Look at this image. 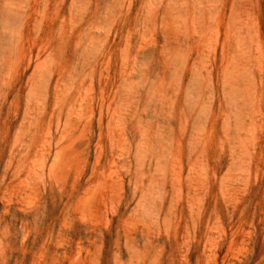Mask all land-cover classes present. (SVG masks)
<instances>
[{"label": "rangeland", "instance_id": "374dc122", "mask_svg": "<svg viewBox=\"0 0 264 264\" xmlns=\"http://www.w3.org/2000/svg\"><path fill=\"white\" fill-rule=\"evenodd\" d=\"M263 118L264 0H0V264H264Z\"/></svg>", "mask_w": 264, "mask_h": 264}, {"label": "bare ground", "instance_id": "6f19581e", "mask_svg": "<svg viewBox=\"0 0 264 264\" xmlns=\"http://www.w3.org/2000/svg\"><path fill=\"white\" fill-rule=\"evenodd\" d=\"M228 1H229V0H228ZM89 3H90V2L88 1V4H89ZM128 3H129V2H128ZM230 3H231V2H230ZM102 4H103V3H102ZM103 5H104V4H103ZM127 5H128V4H127ZM127 5H126V6H127ZM253 6H254V5H253ZM93 7H94V4H93ZM58 8H59V7H58ZM87 8H88V6H87ZM90 8H91V7H90ZM95 10H96V9H95ZM63 12H64V10H63ZM89 12H90V11H89ZM46 13H48V12H46ZM256 14H257V13H256ZM88 15H89V13H88ZM46 16H47V14H46ZM54 17H55V16H54ZM60 17H61V16H60ZM254 17H255V16H254ZM43 18H44V16H43ZM53 19H54V18H53ZM68 19H69V18H68ZM86 19L88 20V18H86ZM170 19H172V18H170ZM174 19H175V18H174ZM252 19H253V17H252ZM45 20H46V19H45ZM51 20H52V19H51ZM55 20H56V19H55ZM70 20H71V19H70ZM70 20H69V21H70ZM72 20H73V19H72ZM87 20H86V21H87ZM103 20H104V19H103ZM57 21H58V20H57ZM99 21H100V20H99ZM99 21H98V22H99ZM61 22H62V20H61ZM88 22H89V21H88ZM110 22H111V20H110ZM255 22H256V21H255ZM84 23H85V22H84ZM104 23L106 24V21H105ZM104 23H103V24H104ZM107 23H109V22H107ZM254 24H255V23H254ZM257 24H258V23H257ZM43 25H44V24H43ZM45 25H46V24H45ZM52 25H53V24H52ZM52 25H50V26L52 27ZM70 25H71V24H70ZM84 25H85V24H84ZM100 25H101V24H100ZM100 25H98V26L100 27ZM50 26H49V27H50ZM58 26H59V25H58ZM60 26H61V25H60ZM257 26H258V25H257ZM104 27H105V25H104ZM108 27H110V26H108ZM108 27H107V28H108ZM126 27H127V26H126ZM255 27H256V26H255ZM259 27H260V26H259ZM47 28H48V27H47ZM217 28H218V27H217ZM257 28H258V27H257ZM51 29H52V28H51ZM59 29H60V28H59ZM94 29H95V28H94ZM258 29H259V28H258ZM56 30H57V29H56ZM62 30H63V29H62ZM77 30H78V29H77ZM126 30H127V29H126ZM226 30H227V26H226ZM58 31H59V30H58ZM70 31H71V30H70ZM217 31L219 32V28H218ZM47 32H48V31H47ZM96 32H97V31H96ZM226 32H227V31H226ZM50 33H52L51 30H50ZM98 33H99V32H98ZM105 33H107V32H105ZM42 34H43V33H42ZM48 34H49V33H48ZM121 34H122V33H121ZM124 34H125V33H124ZM216 34H217V33H216ZM227 34H228V33H227ZM256 34H257V31H256ZM86 35H87V34H86ZM93 35H94V34H93ZM114 35H115V34H114ZM125 35H126V34H125ZM50 36H51V35H50ZM95 36H96V35H95ZM104 36H105V34H104ZM144 36H145V35H144ZM84 37H85V35H84ZM93 37H94V36H93ZM123 37H124V36H123ZM125 37H126V36H125ZM214 37H215V34H214ZM218 37H219V36L216 35V38H218ZM225 37H226V36H225ZM225 37H224V38H225ZM90 38H91V37H90ZM97 38H98V37H97ZM97 38H96V39H97ZM103 38H104V37H103ZM137 38H138V37H137ZM147 38H148V37H147ZM258 38H259V37H258ZM118 39H119V38H118ZM112 40H114V39H112ZM124 40H125V38H124ZM136 40H137V39H136ZM139 40H140V39H139ZM139 40H138V41H139ZM82 41H84V40H81V42H82ZM42 42H43V41H42ZM74 42H75V41H74ZM81 42H80V43H81ZM214 42H215V40H214ZM219 42H220V41H219ZM44 43H45V42H44ZM105 43H106V42H105ZM105 43H104V44H105ZM123 43H125V42H123ZM90 44H91V43H90ZM94 44H95V43H94ZM94 44H93V45H94ZM112 44H113V43H112ZM121 44H122V43H121ZM125 44H126V43H125ZM213 44H214V48H215V43H213ZM257 44H258V43H257ZM88 45H89V43H88ZM93 45H92V46H93ZM95 45H96V44H95ZM139 45H140V44H139ZM89 46H91V45H89ZM102 46H103V45H102ZM212 46H213V45H212ZM85 47H86V46H85ZM85 47H84V49H85ZM136 47H137V46H136ZM220 47L222 48V46H220ZM92 48H94V47H92ZM123 48H125V47H123ZM138 48H139V47H138ZM258 48H259V47H258ZM262 48H263V47H262ZM88 49H89V48H88ZM96 49H97V48H96ZM136 51H137V50H136ZM84 52H85V51H84ZM84 52H82V53L84 54ZM213 52H214V54H215V51H213ZM89 53H90V49H89ZM119 53H120V52H119ZM51 54H53V53H51ZM87 54H88V53H87ZM92 54H93V53H92ZM94 54H96V53H94ZM211 54H212V53H211ZM79 55H80V54H79ZM134 55H135V53H134ZM206 55H207V53H206ZM96 56H97V54H96ZM96 56H95V58H96ZM81 57H82V56H81ZM218 57H219V56H218ZM36 58H37V57H36ZM36 58H35V59H36ZM83 58H84V57H83ZM83 58H82V59H83ZM85 58H86V55H85ZM95 58H94V59H95ZM80 59H81V58H80ZM80 59H79V61H80ZM90 59H91V58H90ZM92 59H93V57H92ZM84 60H85V59H84ZM84 60H83V61H84ZM83 61H82V62H83ZM86 61H87V60H86ZM100 61H101V60H100ZM109 61H110V60H109ZM121 61H122V60H121ZM90 62H91V61H90ZM107 62H108V61H107ZM133 62H134V61H133ZM256 62H257V60H256ZM76 63H77V62H76ZM86 63H87V62H86ZM259 63H260V61H259ZM36 64H37V63H36ZM84 64H85V63L83 62V64H82L83 66L81 65L82 68H83L84 66L87 68V66H86L87 64H86V65H84ZM100 64H101V63H100ZM65 66H67V65L65 64ZM100 66H101V65H100ZM261 66H262V65H261ZM37 67H38V66H37ZM77 68H78V66H77ZM82 68H81V69H82ZM256 68H257V67H256ZM260 68H261V67H260ZM74 69H75V68H74ZM74 69H73V70H74ZM84 69H85V68H84ZM141 69H142V68H141ZM69 70H70V67H69ZM98 70H99V69H98ZM261 70H262V69H261ZM120 71H121V70H120ZM74 72H75V70H74ZM91 72H92V71H91ZM99 73H100V72H99ZM121 73H122V72H121ZM143 73H144V72H143ZM89 74H91V73L89 72ZM89 74H88V75H89ZM127 74H128V73H127ZM214 75H215V74H214ZM251 75L253 76V74H251ZM261 75H262V74H261ZM36 76H37V75H36ZM67 76H68V75H67ZM119 76H120V75H119ZM258 76H259V75H258ZM74 77H75V76H74ZM104 77H105V76H104ZM162 78H163V77H162ZM251 78H254V77H251ZM250 80H251V79H250ZM103 81H104V80H103ZM252 81H253V80H252ZM98 82H99V81H98ZM244 82H245V81H244ZM249 82H250V81H249ZM91 83H92V82H91ZM250 84H251V83H249V85H250ZM172 85H174V84H172ZM244 85H246V84H244ZM254 85H255V83H254ZM254 85H253V86H254ZM98 86H99V85H98ZM169 86H170V85H169ZM242 86H243V85H242ZM171 87H173V86H171ZM249 87H250V86H249ZM254 87H255V86H254ZM84 88H85V87H84ZM165 88H166V87H165ZM240 88H241V87H240ZM251 88H252V87H251ZM75 89H76V88H75ZM161 89H162V88H161ZM174 89H175V88H174ZM242 89H243V88H242ZM165 90H166V89H165ZM171 90H172V89H170L169 91H171ZM177 90H178V89H177ZM178 91H179V90H178ZM236 91H238V90L236 89ZM246 91H247V90H246ZM74 92H75V91H74ZM110 92H111V91H110ZM166 92H167V91H166ZM234 92H235V91H234ZM84 93H85V92H84ZM86 93H87V92H86ZM167 93H169V92H167ZM167 93H165V94H167ZM172 93H173V92H172ZM177 93H178V92H177ZM240 93H241V92H240ZM252 93H253V92H252ZM71 94H72V93H71ZM89 94H90V93H89ZM99 94H100V93H99ZM106 94H107V93H106ZM113 94H114V93H113ZM120 94H121V93H120ZM180 94H181V93H180ZM242 94H243V93H242ZM244 94H245V93H244ZM145 95H146V94H145ZM255 95H256V94H255ZM36 96H37V95H36ZM106 96H107V95H106ZM176 96H177V95H176ZM238 96H239V94H238ZM246 96H247V95H246ZM249 96H250V95H249ZM108 97H109V96H108ZM111 98H112V97H111ZM169 98H172V97H170V95H169ZM178 98H179V97H178ZM70 99H71V97H70ZM79 99H81V98H79ZM108 99H109V98H108ZM164 99H165V97H164ZM164 99H163V100H164ZM181 99H182V97H181ZM146 100H147V99H146ZM169 100H170V99H169ZM172 100L177 101V100H175V99H172ZM255 100H256V99H255ZM71 101H72V100H71ZM106 101H107V100H106ZM111 101H112V100H111ZM183 101H184V99H183ZM96 102H97V101H96ZM157 102H158V101H157ZM72 103H74V102H72ZM97 103H98V102H97ZM163 103H164V101H163ZM165 103H166V102H165ZM70 104H71V103H69V106H70ZM104 104H105V103H104ZM107 104H108V103H107ZM160 104H161V103H160ZM183 104H184V103H183ZM114 105H115V104H114ZM175 105H176V103H175ZM258 105H259V104H258ZM69 106H68V107H69ZM86 106H88V105H86ZM106 106H107V105H106ZM163 106H164V105H163ZM95 107H96V106H95ZM143 107H144V106H143ZM77 108H78V107H77ZM170 108H171V107H170ZM257 108H258V106H257ZM105 109H106V108H105ZM109 109H110V108H109ZM109 109H108V110H109ZM142 109H143V108H142ZM163 109H164V108H163ZM163 109H162V110H163ZM259 109H260V106H259ZM136 110H137V108H136ZM136 110H135V111H136ZM171 110H172V109H171ZM171 110H170V111H171ZM184 110H185V108H184ZM109 111H110V110H109ZM109 111H108V113H109ZM119 111H121V110H118V112H119ZM124 111H125V110H124ZM142 111H143V110H142ZM173 111H174V110H173ZM254 111H255V110H254ZM111 112H112V111H111ZM143 112H144V111H143ZM120 113H121V112H120ZM163 113H164V112H163ZM186 113H187V112H186ZM47 114H48V113H47ZM49 114H50V113H49ZM105 114H106V113H105ZM125 114H126V112H125ZM138 114H139V113H138ZM143 114H144V113H143ZM157 114H158V113H157ZM194 114H195V113H194ZM254 115H255V114H254ZM45 116H46V115H45ZM98 116H99V115H98ZM98 116H97V117H98ZM126 116H127V115H126ZM158 116H159V115H158ZM162 116H163V114H162ZM167 116H169V115H167ZM167 116H166V117H167ZM193 116H194V115H193ZM193 116H192V117H193ZM252 116H253V114H252ZM252 116H251V117H252ZM48 117H49V116H48ZM104 117H105V119H106V116H104ZM131 117H133V114H132ZM155 117H156V116H155ZM163 117H164V116H163ZM169 117H170V116H169ZM253 117H254V116H253ZM98 118H99V117H98ZM109 118H110V116H109ZM161 118H162V117H161ZM172 118H173V116H172ZM172 118H171V119H172ZM256 118H258V117H256ZM43 119H44V118H43ZM96 119H97V118H96ZM132 119H134V118H131V119H130V117H129V120H132ZM156 119H157V117H156ZM166 119H167V118H166ZM174 119H175V118H174ZM252 119H253V118H252ZM263 119H264V118H263ZM97 120H98V119H97ZM179 120H180V119H179ZM100 121H101V120H100ZM105 121H106V120H105ZM190 121H191V120H190ZM251 121H252V120H251ZM256 121H257V120H256ZM74 122H75V121H74ZM90 122H91V121H90ZM101 122H102V121H101ZM106 122H107V121H106ZM136 122H137V121H136ZM175 122H176V121H175ZM175 122H174V123H175ZM260 122H261V121H260ZM260 122H259V123H260ZM122 123H123V121H122ZM128 123H129V122H128ZM146 123H147V122H146ZM167 123H169V122H167ZM177 123H178V122H177ZM177 123H176V124H177ZM189 123H190V122H189ZM191 123H192V122H191ZM212 123H213V122H212ZM156 124H157V123H156ZM156 124H155V127H154V128L157 129ZM169 124H170V123H169ZM96 125H97V123H96ZM135 125H137V124H135ZM141 125H142V124H141ZM147 125H149V124H147ZM257 125H258V124H257ZM41 126H42V125H40V127H41ZM62 126H63V125H62ZM97 126H98V125H97ZM114 126H115V125H114ZM166 126H167V125H166ZM90 127H91V124H90ZM147 127H148V126H147ZM152 127H153V126H152ZM213 127H214V126H213ZM162 128H163V127H162ZM148 129H149V128H148ZM150 129H151V128H150ZM159 129H160V128H159ZM170 129H171V127H170ZM170 129L167 130V133L170 132ZM180 129H183V127L180 128ZM214 129H215V128H214ZM88 130H89V129H87V131H88ZM116 130H117V129H116ZM153 130H154V129H153ZM153 130H152V131H153ZM187 130H188V129H187ZM187 130H186V131H187ZM211 130H212V129H211ZM83 131H84V130H83ZM98 132H99V131H98ZM127 132H128V130H127ZM148 132H149V131H148ZM162 132H163V131H162ZM164 132H165V131H164ZM174 132H175V131H174ZM184 132H185V131H184ZM184 132H183V133H184ZM188 132H189V131H188ZM209 132H210V130H209ZM106 133H107V132H106ZM106 133H105V134H106ZM149 133H150V132H149ZM149 133H148V134H149ZM186 133H187V132H186ZM186 133H185V134H186ZM88 134H89V133H88ZM93 134H94V133H93ZM127 134H128V133H127ZM146 134H147V133H146ZM170 134H172V133H170ZM174 134H175V133H174ZM176 134H177V133H176ZM179 134L181 135L182 133H179ZM190 134H191V133H190ZM190 134H189V135H190ZM60 135H61V133H60ZM163 135H164V134H163ZM214 135H215V134H214ZM78 136H80V135H78ZM106 136H107V135H106ZM122 136H123V135H122ZM128 136H129V135H128ZM130 136H131V134H130ZM130 136H129V137H130ZM149 136H152V135H149ZM149 136H148V137H149ZM174 136H175V135H174ZM208 136H209V135H208ZM135 137H136V136H135ZM146 137H147V136H145V138H146ZM169 137H171V136L169 135ZM183 137H184V135H183ZM206 137H207V136H206ZM217 137H218V135H217ZM68 138H69V137H68ZM92 138H93V137H92ZM95 138H96V137H95ZM125 138H126V137H125ZM133 138H134V137H133ZM150 138H151V137H150ZM150 138H148V139H150ZM172 138H173V137H171V139H172ZM188 138H189V137H188ZM207 138H208V137H207ZM58 139H59V138H58ZM161 139H162V138H161ZM165 139H166V138H165ZM165 139H163V140H165ZM176 139H177V137H176ZM204 139H206V138H204ZM258 139H260V138H258ZM85 140H87V139H85ZM130 140L133 141L132 138H131ZM146 140H147V139H146ZM150 140H151V139H150ZM150 140H149V141H150ZM206 140H207V139H206ZM97 141H98V140H97ZM127 141H128V139H127ZM147 141H148V140H147ZM161 141H162V140H161ZM167 141H169V140H167ZM208 141H209V140H208ZM217 141H218V140H217ZM261 141H262V139H261ZM81 142H82V140H81ZM85 142H86V141H85ZM130 142H131V141H130ZM172 142H173V140H172ZM177 142H178V141H177ZM74 143H75V142H74ZM78 143H79V142H78ZM156 143H157V142H156ZM158 143H159V141H158ZM181 143H182V142H181ZM181 143H180V145H181ZM95 144H96V143H95ZM95 144H94V145H95ZM65 145H66V144H65ZM65 145H63V148H64ZM70 145H71V144H70ZM125 145H126V144H125ZM147 145H149V144L147 143ZM178 145H179V144H178ZM193 145H194V144H193ZM206 145H207V144H206ZM216 145H217V144H216ZM222 145H223V144H222ZM245 145H246V144H245ZM245 145H244V146H245ZM250 145H251V144H250ZM72 146H73V144H72ZM72 146H71V147H72ZM76 146H77V148H78V145H76ZM84 146H86V145L84 144ZM119 146H120V144H119ZM119 146H118V147H119ZM128 146L130 147V143H129ZM204 146H205V145H204ZM244 146H243V147H244ZM247 146H248V145H247ZM252 146H253V145H252ZM256 146L258 147V144H257ZM60 147H61V146H60ZM60 147H59V149H60ZM68 147L70 148V146H68ZM123 147H125V146L123 145ZM153 147H154V146H153ZM182 147H183V146H182ZM225 147H226V146H225ZM249 147H250V146H249ZM95 148H96V147H95ZM106 148H107V147H106ZM147 148H149V146H147ZM252 148H253V147H252ZM258 148H259V147H258ZM92 149H93V148H92ZM205 149H206V148H205ZM205 149H204V150H205ZM210 149H211V148H210ZM232 149H233V148H232ZM253 149H254V148H253ZM66 150H67V149H66ZM81 150H82V149H81ZM90 150H91V149H90ZM100 150H102L101 147H100ZM116 150H117V149H116ZM130 150H131V148H130ZM150 150H151V149H150ZM184 150H185V148H184ZM204 150H203V151H204ZM213 150H214V149H213ZM213 150H212V151H213ZM233 150H234V149H233ZM245 150H247V149H245ZM245 150H243V151H245ZM94 151H95V149H94ZM125 151H126V150H125ZM195 151H196V149H195ZM206 151L208 152V150H206ZM216 151H217V150H216ZM219 151H220V150H219ZM251 151H252V149H251ZM15 152H16V151H15ZM100 152H101V154H102V151H100ZM128 152H129V151H128ZM128 152H127L126 154H128ZM181 152H182V151H181ZM221 152H222V150H221ZM80 153H81V152H80ZM90 153H91V152H90ZM115 153H116V152H115ZM130 153H132V152L130 151ZM184 153H185V152H184ZM208 153H209V152H208ZM233 153H234V152H233ZM233 153H232V154H233ZM169 154H170V153H169ZM196 154H197V153H196ZM203 154L206 155L207 153H205V151H204ZM254 154H255V153H254ZM254 154H253V155H254ZM79 155H80V154H79ZM82 155H83V154H82ZM86 155H87V154H86ZM116 155H117V154H116ZM118 155H119V154H118ZM170 155H172V154H170ZM180 155H181V154H180ZM182 155H183V154H182ZM182 155H181V156H182ZM199 155H200V153H199ZM199 155H198V156H199ZM205 155H204V156H205ZM92 156H93V155H92ZM175 156H176V155H175ZM198 156H196V157H198ZM209 156H211V155H209ZM76 157H77V156H76ZM84 157H85V156H84ZM84 157H83V158H84ZM126 157H128V155L125 156L124 159H126ZM133 157H134V156H133ZM207 157H208V156H207ZM70 158H71V157H70ZM119 158H120V156H119ZM121 158H122V157H121ZM128 158H129V157H128ZM130 158H131V157H130ZM130 158L128 159V161H130ZM57 159H58V158H57ZM71 159H72V158H71ZM113 159H114V158H113ZM113 159H112V160H113ZM178 159H179V158H178ZM197 159H198V158H197ZM74 160H76V159H74ZM87 160H88V156H87ZM112 160H111V161H112ZM235 160H237V159H235ZM79 161H80V160H79ZM82 161H83V160H82ZM85 161H86V160H85ZM95 161H96V160H95ZM124 161H125V160H124ZM128 161H127V162H128ZM210 161H212V160H210ZM76 162H77V161H76ZM76 162H75V163H76ZM120 162H121V161H120ZM120 162H119V163H120ZM127 162H125V164H123V165L128 164ZM173 162H174V160H173ZM175 162H176V161H175ZM181 162H182V163L179 164V166L182 167V164H183L184 162H183V161H181ZM205 162H206V161H205ZM212 162H213V161H212ZM215 162H216V161H215ZM65 163H66V162H65ZM131 163H132V162H131ZM191 163H192V162H191ZM207 163H208V162H207ZM210 163H211V162H210ZM42 164H43V163H42ZM42 164H41V165H42ZM66 164H67V163H66ZM72 164H73V162H72ZM107 164H108V162H107ZM174 164H177V163H174ZM35 165H36V164H35ZM41 165H40V166L38 165V166L41 167ZM74 165H75V164H74ZM78 165H79V163H78ZM82 165H83V164H82ZM90 165H91V164H90ZM192 165H193V164H192ZM206 165H207V164H206ZM208 165H209V164H208ZM54 166H55V165H54ZM62 166H64V165H62ZM92 166H93V165H92ZM108 166H109V165H108ZM118 166L120 167L119 164H118ZM129 166H130V163H129ZM194 166H196V165H194ZM223 166H224V165H223ZM47 167H48V166H47ZM73 167H74V166H73ZM97 167H98V166H97ZM102 167H103V166H102ZM104 167H105V166H104ZM121 167L123 168V166H121ZM124 167H125V166H124ZM127 167H128V166H127ZM173 167L175 168V166H173ZM181 167H180V168H181ZM220 167H221V166H220ZM33 168H34V167H33ZM44 168H45V167H44ZM128 168H130V167H128ZM178 168H179V167H178ZM180 168H179V169H180ZM182 168H183V167H182ZM193 168H194V167H193ZM204 168H205V167H204ZM211 168H212V167H211ZM218 168H219V167H218ZM36 169H37V168H36ZM47 169H48V168H47ZM79 169H82V168H79ZM89 169H90V168H89ZM91 169H92V168H91ZM94 169H95V168H94ZM183 169H184V168H183ZM220 169H221V168H220ZM220 169H219V170H220ZM38 170H39V169H38ZM45 170H46V168L44 169V171H45ZM50 170H51L50 173H52L53 167H51ZM57 170H58V169H57ZM57 170H56V171H57ZM77 170H78V169H77ZM105 170H106V169H105ZM111 170H112V169H111ZM173 170H174V169H173ZM194 170H195V169H194ZM44 171H43L42 173H44ZM72 171H73V170H72ZM79 171H80V170H79ZM82 171H83V170H82ZM88 171H89V170H88ZM199 171H200V170H199ZM39 172H40V171H39ZM57 172H58V171H57ZM102 172H103V171H102ZM110 172H111V171H110ZM175 172H176V171H175ZM175 172H174V173H175ZM177 172H178V174H179L180 171H177ZM181 172H182V171H181ZM24 173H25V171H24ZM54 173L56 174V172H54ZM80 173H82V175H83V172L80 171ZM98 173H99V171H98ZM108 173H109V172H108ZM201 173H202V172H201ZM217 173H218V172H217ZM25 174H26V173H25ZM58 174H59V173H58ZM70 174H71V172H70ZM77 174H79V173H77ZM125 174H126V173H125ZM143 174H144V173H143ZM172 174H173V173H172ZM176 174H177V173H176ZM205 174H206V173H205ZM22 175H24V174H22ZM46 175H47V174H46ZM72 175H73V172H72L71 176H72ZM82 175H81V176H82ZM90 175H91V174H90ZM179 175H180V174H179ZM192 175H193V174H192ZM202 175H204V173H203ZM212 175H213V174H212ZM34 176H35V174H34ZM40 176H41V175H40ZM40 176H39V177H40ZM54 176H56V175H54ZM106 176H108V175H106ZM121 176H122V175H121ZM124 176H125V175H124ZM177 176H178V175H177ZM195 176H196V175H195ZM195 176H193V177H195ZM27 177H29V176H27ZM43 177H44V176H43ZM99 177H102V175L100 174ZM99 177L97 178L98 180L101 179V178H99ZM174 177H175V176H173V178H174ZM179 177H180V176H179ZM200 177H201V176H200ZM211 177H212V176H211ZM47 178H48V177H47ZM81 178H82V177H81ZM88 178L90 179V177H88ZM109 178H110V176H109ZM116 178H117V176H116ZM171 178H172V177H171ZM175 178H176V177H175ZM182 178H183V177H182ZM197 178H198V176H197ZM48 179H49V178H48ZM52 179H53V178H52ZM67 179H68V178H67ZM79 179H80V178H79ZM89 179H88V180H89ZM178 179H179V178H178ZM203 179H204V178H203ZM40 180H41V179H40ZM43 180H44V179H43ZM55 180H56V178H55ZM71 180H72V179H71ZM73 180H74V179H73ZM75 180H77V179H75ZM103 180H104V179H103ZM110 180H111V179H110ZM114 180H115V179H114ZM171 180H172V179H171ZM190 180H191V179H190ZM199 180H200V179H199ZM59 181H60V180H59ZM63 181H64V180H63ZM79 181H80V180H79ZM86 181H87V179H86ZM172 181H173V180H172ZM174 181L176 182V180H174ZM191 181H192V180H191ZM215 181H216V179H215ZM41 182H42V181H41ZM47 182H48V181H47ZM52 182L54 183V179L52 180ZM57 182H58V181H57ZM68 182H69V181H68ZM68 182H67V183H68ZM77 182H78V181H77ZM95 182H96V181H95ZM97 182H99V181H97ZM114 182H115V181H114ZM213 182H214V180H213ZM45 183H46V180H45ZM72 183H73V182H72ZM75 183H76V182H75ZM79 183H80V182H79ZM89 183H92V182H89ZM119 183H120V182H119ZM142 183H143V182H142ZM49 184H50V183H49ZM76 184H77V183H76ZM113 184H114V183H113ZM115 184H116V183H115ZM209 184H210V183H209ZM41 185H42V184H41ZM45 185H46V184H44V186H45ZM53 185H54V184H53ZM53 185H52V186H53ZM66 185H67V184H66ZM68 185H69V184H68ZM99 185H100V184H99ZM104 185H105V183H104ZM119 185H120V184H119ZM173 185H176V184H173ZM178 185H179V184H178ZM182 185H183V184H182ZM198 185H199V184H198ZM198 185H197V186H198ZM44 186H43V187H44ZM57 186H58V184H57ZM71 186H72V185H71ZM80 186H81V185H80ZM91 186H92V185H91ZM108 186H109V185H108ZM141 186H142V185H141ZM200 186H201V185H200ZM15 187H16V186H15ZM49 187H50V186H49ZM62 187H63V186H62ZM64 187H65V186H64ZM69 187H70V186H68V190H69ZM77 187H78V186H77ZM109 187H110V186H109ZM118 187H119V186H118ZM144 187H145V186H144ZM183 187H184V186H183ZM47 188H48V187H47ZM72 188H73V187H72ZM74 188H75V187H74ZM74 188H73V189H74ZM104 188H106V186H105ZM178 188H179V187H178ZM214 188H215V187H214ZM214 188H213V189H214ZM63 189H64V188H63ZM66 189H67V188H66ZM77 189H78V188H77ZM112 189H113V188H112ZM143 189H144V188H143ZM143 189H142V190H143ZM184 189H185V188H184ZM74 190H75V189H74ZM101 190H102V189H101ZM101 190H100V192H101ZM70 191H71V190H70ZM75 191H76V190H75ZM84 191H85V190H84ZM144 191H145V190H144ZM182 191H183V189H182ZM182 191H180L181 194H182ZM62 192H63V191H62ZM208 192H209V191H208ZM208 192H207V193H208ZM209 193H210V192H209ZM74 194H75V193H74ZM71 195H72V193H71ZM91 195H92V194H91ZM106 195H107V194H106ZM142 195H143V194H142ZM142 195H141V196H142ZM211 195H212V192H211ZM180 196H182V195H180ZM205 196H207V195H205ZM147 197H148V196H147ZM216 197H217V196H216ZM80 198H81V197H80ZM191 198H192V197H191ZM211 198H212V197H211ZM211 198H210V199H211ZM101 199H102V198H101ZM146 199H147V198H146ZM142 200H143V199H141V201H142ZM144 200H145V199H144ZM144 200H143V201H144ZM79 201H80V200H79ZM141 201H140V202H141ZM178 201H179V200H178ZM178 201H177V202H178ZM199 201H200V200H199ZM203 201H204V199H203ZM175 202H176V201H175ZM192 202H193V201H192ZM208 202H209V199H208ZM210 202H211V201H210ZM75 203H76V202H75ZM193 203H194V202H193ZM199 203L201 204V201H200ZM204 203H205V201H204ZM204 203H203V204H204ZM36 204H37V203H36ZM82 204H83V202H82ZM183 204H184V203H183ZM201 205H202V204H201ZM204 205H205V204H204ZM82 206H83V205H82ZM177 206H178V204H177ZM205 206H206V205H205ZM198 208H199V207H198ZM201 208H202V206H201ZM160 209H161V207H160ZM173 209H174V208H173ZM175 209H176V208H175ZM203 209H204V208H203ZM176 210H177V209H176ZM183 210H184V209H183ZM198 210H200V209H198ZM82 211H83V210H82ZM162 211H163V210H162ZM173 211H174V210H173ZM191 211H192V210H191ZM174 212H175V211H174ZM192 212H193V211H192ZM200 212H201V211H200ZM172 213H173V212H172ZM186 213H187V212H186ZM194 213H195V212H194ZM203 213H205V212H203ZM206 213H208V212H206ZM178 214H179V211H178ZM184 214H185V213H184ZM192 214H193V213H192ZM197 214H198V213H197ZM186 215H189V214H186ZM198 215H199V214H198ZM200 215H201V214H200ZM202 215H203V214H202ZM156 216H158V215H156ZM175 216H177V215H175ZM182 216H183V215H182ZM212 216H213V214H212ZM80 217H81V216H80ZM159 217H160V216H159ZM185 217H186V216H185ZM190 217H191V216H190ZM193 217H195V216H193ZM200 217H202V216H200ZM124 218H125V217H124ZM154 218H155V217H154ZM164 218L166 219L167 217L164 216ZM182 218H183V217H182ZM186 218H187V217H186ZM191 218H192V217H191ZM198 218H199V217H198ZM162 219H163V218H162ZM167 219H169V218H167ZM171 219H172V217H171ZM176 219H177V217H176ZM196 219H197V218H196ZM196 219H195V220H196ZM156 220H157V219H156ZM159 220H160V219H159ZM183 220H185V218H183ZM188 220H189V219H188ZM195 220H194V221H195ZM122 221H123V220H122ZM172 221H173V220H172ZM185 221H186V220H185ZM192 221H193V219H192ZM213 221H214V220H213ZM254 221H255V220H254ZM262 221H263V220H262ZM165 222H166V220H165ZM214 222H215V221H214ZM159 223H160V221H159ZM184 223H185V222H184ZM186 223H187V222H186ZM188 223H189V222H188ZM198 223H199V222H198ZM163 224H164V223H162V227H163ZM170 224H172V223H170ZM177 224H178V223H177ZM192 224H193V223H192ZM167 225H169V224H167ZM178 225H179V224H178ZM211 225H212V224H211ZM119 226H120V225H119ZM190 226H191V225H190ZM128 227H129V226H128ZM162 227H161V228H162ZM164 227H165V226H164ZM178 227H179V226H178ZM180 227H181V226H180ZM192 227H193V225H192ZM198 227H199V226H198ZM199 228H200V227H199ZM199 228H198V229H199ZM205 228H206V227H205ZM251 228H252V227H251ZM157 229H158V228H157ZM157 229H156V230H157ZM162 229H163V228H162ZM169 229H170L169 226H167V232H169ZM175 229H176V228H175ZM184 229H185V228H184ZM187 229H188V227H187ZM187 229H186V230H187ZM239 229H240V228H239ZM241 229L243 230V228H241ZM252 229H253V228H252ZM170 230H171V229H170ZM193 230H194V228H193ZM210 230H211V229H210ZM164 231H165V230H164ZM180 231H181V230H180ZM187 231H188V230H187ZM253 231H255V230H253ZM162 232H163V230H162ZM183 232H185V231H183ZM197 232H198V231H197ZM201 232H202V231H201ZM230 232H231V231H230ZM169 233H170V232H169ZM173 233H174V232H173ZM179 233H180V232H179ZM190 233L192 234V231H191ZM215 233H216V232H215ZM218 233H220V232H218ZM254 233H255V232H254ZM185 234H186V233H185ZM185 234H184V237H185ZM200 234H201V233H200ZM212 234H213V232H212ZM216 234H217V233H216ZM216 234H215V235H216ZM235 234H236V233H235ZM257 234H258V232H257ZM174 235H176V234H174ZM181 235H182V234H181ZM194 235H195V234H194ZM194 235H193V236H194ZM210 235H211V234H210ZM215 235H214V236H215ZM220 235H221V234H220ZM224 235H225V234H224ZM243 235H244V234H243ZM156 236H157V235H156ZM164 236H165V235H164ZM177 236H178V234H177ZM198 236H199V235H198ZM254 236H255V234H254ZM184 237H183V238H184ZM186 237H187V236H186ZM195 237H196V236H195ZM225 237H226V236H225ZM241 237H242V236H241ZM156 238H157V237H156ZM188 238H189V237H188ZM193 238H194V237H193ZM232 238H234V237H232ZM245 238H246V237H245ZM170 239H171V238H170ZM180 239H181V237H180ZM184 239H185V238H184ZM184 239H183V240H184ZM196 239H197V238H196ZM219 239H220V238H219ZM219 239H218V240H219ZM257 239H258V237H257ZM102 240H103V239H102ZM162 240H163V239H162ZM177 240H178V239H177ZM177 240H176V241H177ZM218 240H217V241H218ZM255 240H256V239H255ZM160 241H161V240H160ZM169 241H170V240H169ZM173 241H174V240H173ZM178 241H179V240H178ZM258 241H259V240H258ZM258 241H257V242H258ZM44 242H45V241H44ZM162 242H163V241H162ZM192 242H193V239H192ZM214 242H215V241H214ZM235 242H236V241H235ZM241 242H242V241H241ZM176 243H177V242H176ZM231 243H232V242H231ZM242 243H243V242H242ZM258 243H259V242H258ZM221 244H222V243H221ZM227 244H228V243H227ZM238 244H239V243H238ZM163 245H164V244H163ZM170 245H171V244H170ZM173 245H174V244H173ZM178 245H179V243H178ZM210 245H211V244H210ZM222 245H223V244H222ZM231 245H232V244H231ZM256 245H257V244H256ZM176 246H177V244H176ZM188 246H193V245H187V249H188ZM203 246H204V245H203ZM10 248H11V246H10ZM165 248H166V246H165ZM170 248H171V246H170ZM173 248H174V246H173ZM181 248H182V246H181ZM231 248H232V246H231ZM149 249H150V245H149ZM149 249H148V250H149ZM151 249H152V248H151ZM154 249H155V248H154ZM161 249H162V248H161ZM179 249H180V248H179ZM179 249H178V250H179ZM202 249H203V248H202ZM238 249H239V248H238ZM148 250H146V251H148ZM164 250H165V249H164ZM171 250H173V249H171ZM176 250H177V249H176ZM176 250H175V252H176ZM178 250H177V251H178ZM231 250H232V249H231ZM231 250H229V251H231ZM234 250H235V249H234ZM153 251H155V250H153ZM167 251H169V249H167ZM214 251H215V250H214ZM232 251H233V250H232ZM250 251H251V250H250ZM43 252H44V251H43ZM94 252H95V251H94ZM202 252H203V251H202ZM158 253H159V252H158ZM166 253H167V252H166ZM232 253H233V252H232ZM148 254H149V253H148ZM153 254H155V253H153ZM160 254H161V253H160ZM167 254H169V253H167ZM167 254H166V255H167ZM176 254H177V253H176ZM184 254H185V253H184ZM190 254H191V253H190ZM145 255L148 256L147 254H145ZM161 255H162V254H161ZM174 255H175V253H174ZM178 255H179V254H178ZM236 255H237V254H236ZM143 256H144V255H143ZM167 256H169V255H167ZM172 256H173V255H172ZM191 256H192V255H191ZM191 256H190V257H191ZM144 257H145V256H144ZM144 257H143V258H144ZM160 257H161V256H160ZM164 257H165V256H164ZM173 257H174V256H173ZM212 257H213V256H212ZM154 258H155V257H154ZM167 258H169V257H167ZM167 258H166V260H167ZM234 258H235V256H234ZM99 259H100V258H99ZM144 259H145V258H144ZM151 259H153V258H151ZM161 259H163V258H161ZM173 259H175V257H174ZM183 259H184V258H183ZM183 259H182V260H183ZM190 259H191V258H190ZM230 259H231V258H230ZM241 259H242V258H241ZM36 260H37V259H36ZM145 260H146V259H145ZM153 260H154V259H153ZM163 260H164V259H163ZM169 260H170V259H169ZM179 260H180V258H179ZM225 260H226V259H225ZM225 260H224V261H225ZM228 260H229V259H228ZM38 261H40L39 258H38ZM41 261H42V260H41ZM41 261H40V262H41ZM141 261L143 262L144 260H141ZM157 261H158V259H157ZM159 261H160V260H159ZM159 261H158V262H159ZM173 261H174V260H173ZM177 261H178V260H177ZM230 261H231V260H230ZM135 262H136V261H135ZM160 262H161V261H160ZM41 263H42V262H41ZM77 263H78V262H77ZM79 263H80V262H79ZM171 263H172V262H171ZM171 263H170V264H171ZM232 263H233V262H232ZM137 264H139V263H137ZM143 264H145V263H143ZM159 264H160V263H159ZM193 264H194V263H193ZM206 264H207V263H206ZM223 264H224V263H223ZM226 264H227V262H226ZM233 264H234V263H233Z\"/></svg>", "mask_w": 264, "mask_h": 264}]
</instances>
